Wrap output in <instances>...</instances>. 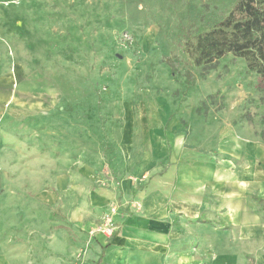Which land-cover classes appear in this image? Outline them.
I'll return each mask as SVG.
<instances>
[{
  "label": "rangeland",
  "instance_id": "374dc122",
  "mask_svg": "<svg viewBox=\"0 0 264 264\" xmlns=\"http://www.w3.org/2000/svg\"><path fill=\"white\" fill-rule=\"evenodd\" d=\"M236 1L0 0V239L11 240L14 255L37 236L31 256L66 251L48 246L47 227L67 223L36 198L67 165L53 157L81 154L99 172L94 186L121 191V180L139 188L150 163L152 183L169 167L159 165V147L171 161L185 155L189 174H221V202L235 196L236 213L220 239L235 235L238 255L255 256L239 232L264 222L251 200H264V76L240 57L196 67L185 52ZM40 151L49 153L44 161L33 157ZM114 205L115 230L117 201L86 242ZM204 251L200 264H210Z\"/></svg>",
  "mask_w": 264,
  "mask_h": 264
},
{
  "label": "crops",
  "instance_id": "0c3cea01",
  "mask_svg": "<svg viewBox=\"0 0 264 264\" xmlns=\"http://www.w3.org/2000/svg\"><path fill=\"white\" fill-rule=\"evenodd\" d=\"M158 149L165 153L159 165L164 162L169 167L161 169L152 183L150 163L149 177L139 181L142 184L138 185L139 188L135 185L128 187L121 180V191L94 186L99 172L92 163L82 159L81 154L78 157H53L54 161H67V165L63 171L53 174L51 180L48 179L50 189L36 192V198L49 209V216L56 212L67 223L47 227L48 246L63 245L66 251L62 255L57 251L52 257L31 256L33 246L30 245L41 243V237L37 236L30 243L27 237L26 242L21 243L27 245L25 253L14 255L11 240L0 239V264H96L100 257L101 264H200V252L204 251L205 245L212 247L204 251L210 264H264V222L258 221L251 227L244 225L243 231L239 232L240 243L248 247L250 255L255 248L258 251L255 256L243 260L238 255L235 235H229L223 241L220 239L224 221L230 227L233 222L231 214L236 213L235 196H224L221 202V174L206 175L208 187L196 185L189 191L190 182L204 183L202 175L187 173L184 167L191 161H185L188 160L185 155H181L182 161H171L166 149ZM40 153L33 156L36 161H44V156L49 155ZM157 163L155 170H160ZM206 188L207 193H204ZM205 194L217 199L216 206L206 205ZM254 198L260 199L251 196L253 202H256ZM260 200L262 202L256 204L264 211V200ZM114 201L118 202L120 209L113 220V234L107 238L97 233L86 242L89 231ZM224 203L226 209L222 208ZM50 229L54 231L50 232ZM68 234L70 238L66 239ZM193 243L196 248L191 247ZM85 246V253L76 261V253Z\"/></svg>",
  "mask_w": 264,
  "mask_h": 264
},
{
  "label": "trees",
  "instance_id": "16d2710c",
  "mask_svg": "<svg viewBox=\"0 0 264 264\" xmlns=\"http://www.w3.org/2000/svg\"><path fill=\"white\" fill-rule=\"evenodd\" d=\"M185 52L196 67L229 54L240 57L250 71L264 76V0H237L209 30L186 42ZM96 264H101V257Z\"/></svg>",
  "mask_w": 264,
  "mask_h": 264
},
{
  "label": "built area",
  "instance_id": "2783aa9c",
  "mask_svg": "<svg viewBox=\"0 0 264 264\" xmlns=\"http://www.w3.org/2000/svg\"><path fill=\"white\" fill-rule=\"evenodd\" d=\"M118 207L115 205L110 207L109 213L105 214L103 217L104 223L100 225L99 227H96V232L105 235L106 237H110L113 232V224H112V218L114 214L116 213ZM92 233H95V231H92Z\"/></svg>",
  "mask_w": 264,
  "mask_h": 264
}]
</instances>
